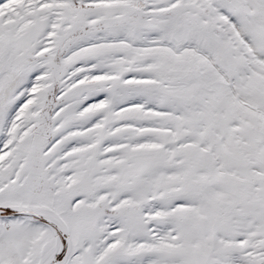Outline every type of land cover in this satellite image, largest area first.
I'll return each mask as SVG.
<instances>
[{"label": "snow or ice", "instance_id": "snow-or-ice-1", "mask_svg": "<svg viewBox=\"0 0 264 264\" xmlns=\"http://www.w3.org/2000/svg\"><path fill=\"white\" fill-rule=\"evenodd\" d=\"M0 264H264V0H0Z\"/></svg>", "mask_w": 264, "mask_h": 264}]
</instances>
